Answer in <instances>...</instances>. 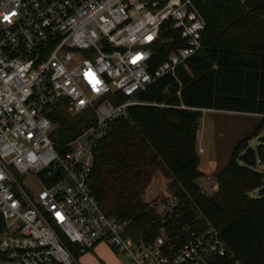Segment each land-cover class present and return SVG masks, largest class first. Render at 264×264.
<instances>
[{
  "label": "built area",
  "instance_id": "built-area-1",
  "mask_svg": "<svg viewBox=\"0 0 264 264\" xmlns=\"http://www.w3.org/2000/svg\"><path fill=\"white\" fill-rule=\"evenodd\" d=\"M206 26L194 0H0V264H81L100 244L129 264H244L196 206L146 241L92 189L112 123L166 106L139 96L166 77L181 84ZM165 33L177 47L151 70ZM88 108L96 120L61 140L57 113ZM160 202L162 217L180 206L171 187Z\"/></svg>",
  "mask_w": 264,
  "mask_h": 264
},
{
  "label": "trees",
  "instance_id": "trees-1",
  "mask_svg": "<svg viewBox=\"0 0 264 264\" xmlns=\"http://www.w3.org/2000/svg\"><path fill=\"white\" fill-rule=\"evenodd\" d=\"M194 1L207 24L202 50L178 68L181 84L166 77L139 96L165 107L136 106L129 119L112 123L97 151L92 189L109 214L129 221L146 241L171 230L179 223L178 215L192 216L196 206L244 264H264V172L258 170L264 167V136L255 134V148L249 136L235 146L227 165L215 175V195L205 194L197 183L204 176L198 150L202 110L254 114L264 120V0ZM235 8L240 14L229 25L222 16ZM234 30L245 34L233 41L221 37ZM163 38L153 50L151 70L177 47L175 33ZM63 125L66 133L77 130V124ZM155 168L172 179L180 198L178 209L166 217L145 199ZM257 190L259 196L254 197Z\"/></svg>",
  "mask_w": 264,
  "mask_h": 264
},
{
  "label": "rangeland",
  "instance_id": "rangeland-1",
  "mask_svg": "<svg viewBox=\"0 0 264 264\" xmlns=\"http://www.w3.org/2000/svg\"><path fill=\"white\" fill-rule=\"evenodd\" d=\"M247 0H241V3L244 4ZM239 8H235L234 10H230L227 13H225L222 17L230 23L229 25H233L235 23V19L237 16H239ZM238 30H234V32L228 31L225 34H222L223 36H228L232 41L240 38L245 33H240ZM240 35V36H239ZM247 35V34H246ZM252 35V34H250ZM165 39V38H164ZM223 40V39H222ZM251 42H253L251 40ZM203 118L201 120V126L199 131V141H198V150L200 148H203L205 150V153H199V156L201 157V166L200 169L205 173L204 176H202L198 180V185L202 188L205 194L212 196L215 195L218 191V184L215 179L214 172L218 171L220 168H222L225 164H222L224 162L223 160V154L227 152L234 143L235 139L241 135V138L244 136L251 137L250 145L251 147H256L258 144V138L259 136H264V120L261 117L256 118V116H245L239 115V113L235 114L232 112H224L223 114H232L236 116H229V115H219L215 113H208L207 111L202 112ZM57 116L59 118V122H57L56 129H59L62 134V139H64V136L66 134V125H63L64 122H68L70 124H77V126L82 122L91 123L96 120V116L94 114V110L92 108H88L84 110L80 114L75 115H68L64 114L63 112H58ZM260 126V132H257V128ZM255 134H259V136L255 137ZM223 165V166H222ZM258 170L260 172H264L263 166H258ZM152 169H150V172ZM157 176L164 175L166 178V181L169 182L168 186L169 188H172L173 181L167 175L158 168H155L153 171V179L151 181V185H149V190H154V188L158 187L159 185H163L164 179L161 177L156 178ZM169 180V181H168ZM29 185V184H28ZM259 196V191L257 190L254 192V197ZM162 197H159L156 209L160 210L162 207V202H160ZM260 225L264 227V216L263 219L260 222ZM129 234L136 236L140 238L141 236L136 233L132 227L129 229ZM111 256H115L120 261H122V264H129L128 260L122 255L117 253L111 246L108 244H102L100 246H97L93 251L88 252L84 255H77L79 261L81 264H97L96 261L100 262L101 258H111ZM113 264V263H110Z\"/></svg>",
  "mask_w": 264,
  "mask_h": 264
},
{
  "label": "crops",
  "instance_id": "crops-1",
  "mask_svg": "<svg viewBox=\"0 0 264 264\" xmlns=\"http://www.w3.org/2000/svg\"><path fill=\"white\" fill-rule=\"evenodd\" d=\"M207 112L208 113H215V114H219V115H229V116L232 115V114H223L225 111L207 110ZM232 113H235L236 114V112H232ZM239 115H244V117L245 116H256V118H258V117L263 118V116H260V115L247 114V113H239ZM232 116H236V115H232ZM244 137H246V136H244ZM244 137L241 138V135L239 137H237V139H235V141L232 144V146H230L229 150L223 154V160H224V162L222 164H225L224 166L222 165L223 167H225L227 165V163L229 162L231 153H232L233 149L235 148V146ZM200 150H202V152ZM199 153H205V150L203 148H200L199 149ZM201 163H202V161H201ZM200 166H201V164H200ZM200 166H199V170L203 173V171L200 169ZM222 168H220L218 171L214 172L213 174H217V172H219ZM203 174L205 175V173H203ZM158 177L163 178L164 179V183H163V185L161 184L158 187L154 188V190L147 189L146 195H145V199L149 203H155V204H157V201H158L159 197L164 196V194L166 193L167 189L169 188V186H168L169 185L168 184L169 182L166 181L165 176L164 175H161V176H157L156 175V178H158ZM100 245H102V244H100ZM100 245H98V246H100ZM94 250H93V252H94ZM96 263L97 264H110V263H113V264H122V261H120V259H118L115 256H113V257L111 256V258H108V259L107 258H101L100 259V262L99 261H96Z\"/></svg>",
  "mask_w": 264,
  "mask_h": 264
},
{
  "label": "snow or ice",
  "instance_id": "snow-or-ice-1",
  "mask_svg": "<svg viewBox=\"0 0 264 264\" xmlns=\"http://www.w3.org/2000/svg\"><path fill=\"white\" fill-rule=\"evenodd\" d=\"M8 17H5V19H7Z\"/></svg>",
  "mask_w": 264,
  "mask_h": 264
}]
</instances>
